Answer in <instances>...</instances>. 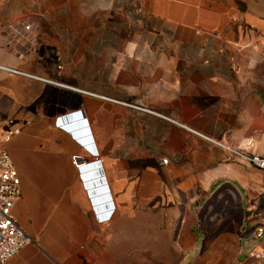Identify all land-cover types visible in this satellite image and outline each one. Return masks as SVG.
<instances>
[{"label":"crops","instance_id":"0c3cea01","mask_svg":"<svg viewBox=\"0 0 264 264\" xmlns=\"http://www.w3.org/2000/svg\"><path fill=\"white\" fill-rule=\"evenodd\" d=\"M263 57L264 0H0V64L22 71L0 69V135L33 238L8 264H230L245 207L264 220V171L227 149L264 157ZM70 111L95 154L54 123ZM72 155L98 158L107 218Z\"/></svg>","mask_w":264,"mask_h":264},{"label":"built area","instance_id":"2783aa9c","mask_svg":"<svg viewBox=\"0 0 264 264\" xmlns=\"http://www.w3.org/2000/svg\"><path fill=\"white\" fill-rule=\"evenodd\" d=\"M28 26L29 25L26 23L24 29L28 28ZM56 61H58L56 66L60 67L58 57H56ZM0 69L22 73V71L1 64ZM128 104L149 112H154L168 119V117L161 113L131 103ZM73 112L74 111H70L69 113ZM62 115L57 116L54 120V123L59 124L61 127L62 123H58L57 120L62 118ZM16 131V128H8L0 135V264H8V259L20 247L33 240L32 236L17 223L12 211L15 201L21 196V190L16 168L4 143L8 141L11 135ZM227 149L230 155L264 171V157L254 153L249 154L242 152L236 148L227 147ZM87 151L92 154L96 153V151L93 153L89 149H87ZM76 156L77 155L71 156L73 162H75ZM162 161L164 162V160ZM75 165L78 167L77 164ZM106 203L100 207L104 208V210L101 211H96V208L93 207L96 220H101L109 216L110 213H108V210L111 211L112 208L110 209L107 207L112 206V203L111 201ZM244 211L246 212L244 220L237 229L238 249L240 250V254L232 259L230 264H264V220L260 218L263 210L257 207L256 203L252 202L245 207Z\"/></svg>","mask_w":264,"mask_h":264},{"label":"water","instance_id":"95a60500","mask_svg":"<svg viewBox=\"0 0 264 264\" xmlns=\"http://www.w3.org/2000/svg\"><path fill=\"white\" fill-rule=\"evenodd\" d=\"M71 115L72 118H68L67 116ZM62 118H67L65 121L66 124L64 127L70 131V133L77 138V140L84 139L89 145L91 151L95 153L94 144L92 142L91 136L89 134L85 119L81 117V114L77 111L73 113H66L62 115ZM81 136H84L81 138ZM76 164L78 165V170L83 172L84 175L90 174L89 182L86 186L88 192L90 193V199L92 204L96 205V211L104 210V208H100L101 202L106 203L110 202V196L108 193V189L102 175L100 164L98 158H94L90 161L82 159L78 155L75 157ZM88 162V164L84 163ZM90 166V168L88 167ZM89 170V172H87ZM100 203V204H99ZM107 204V203H106Z\"/></svg>","mask_w":264,"mask_h":264},{"label":"rangeland","instance_id":"374dc122","mask_svg":"<svg viewBox=\"0 0 264 264\" xmlns=\"http://www.w3.org/2000/svg\"><path fill=\"white\" fill-rule=\"evenodd\" d=\"M254 80H253V86L254 91L256 93L257 98L264 103V57L261 58L254 67ZM230 193L223 189L220 197H228ZM219 197V198H220ZM215 198V197H211Z\"/></svg>","mask_w":264,"mask_h":264},{"label":"bare ground","instance_id":"6f19581e","mask_svg":"<svg viewBox=\"0 0 264 264\" xmlns=\"http://www.w3.org/2000/svg\"><path fill=\"white\" fill-rule=\"evenodd\" d=\"M68 118H72V116L71 115H69V116H67ZM67 120V118H60V119H58L57 121H58V123H62L63 125H65L66 124V121ZM65 128V127H64ZM84 136H81V138H83ZM79 142H81L82 144H86L87 145V148L89 149V150H91L90 149V147L88 146L89 144L84 140V139H82V140H78ZM89 161V160H88ZM86 164H88V162L86 163ZM88 167L90 168V166L88 165ZM87 172H89V170H87ZM85 176V181L87 182L86 184H84V186L86 187L87 186V184H88V182H89V177L91 176L90 174H87V175H84ZM89 190V189H88ZM90 194V193H89ZM96 205H94L93 204V207H95Z\"/></svg>","mask_w":264,"mask_h":264}]
</instances>
